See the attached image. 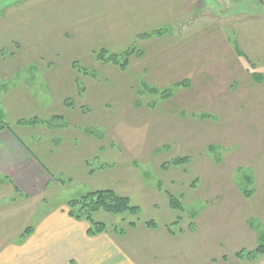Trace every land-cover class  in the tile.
Wrapping results in <instances>:
<instances>
[{
    "label": "rangeland",
    "instance_id": "1",
    "mask_svg": "<svg viewBox=\"0 0 264 264\" xmlns=\"http://www.w3.org/2000/svg\"><path fill=\"white\" fill-rule=\"evenodd\" d=\"M153 30L164 33L141 37ZM167 44L170 48L180 44L198 67L176 78L150 75L144 66L155 63L159 54L154 52H166ZM236 47L244 56L238 55ZM100 50L104 56L130 53L121 68L96 59ZM0 55H6L0 63L9 68L24 58V77L13 76L10 83L19 85L24 79L37 105L53 98L50 105L56 110L61 92L48 91L40 80L43 71L55 73V78L60 68L70 64L76 72L82 71L81 66L95 72L98 80L103 78L104 94L94 98L93 111L99 112L86 119L94 120L98 114L99 122L107 116L99 125L102 128L96 129L110 141L101 155L110 166L107 188L129 196L140 212L132 216L100 211L95 218L109 229L115 225L116 230H124L133 220L140 229H153L149 234L136 230L125 234L138 253L135 260L264 264V256L251 261L245 255L258 243L264 244V204L257 202L264 187V2L0 0ZM32 77L35 80L29 81ZM88 79L78 76L82 86ZM183 80L188 84L176 85ZM11 84L5 85L6 91L13 89ZM167 90L171 95L165 98ZM104 103L108 112L101 113ZM176 157L188 161L169 165ZM98 164L100 159L90 166ZM159 187L179 197L183 211L171 209ZM242 189L248 190L249 197L243 196ZM85 190L79 184L63 186L56 197L45 199L36 209L48 212L62 205L67 210V201ZM16 201L4 196L0 207L12 202L15 208ZM32 210L24 205V222ZM148 220L156 227H146ZM245 224L254 234L243 231ZM166 226L172 233L164 238L160 232ZM240 250L244 251L237 257ZM65 254L59 253L61 261Z\"/></svg>",
    "mask_w": 264,
    "mask_h": 264
},
{
    "label": "crops",
    "instance_id": "2",
    "mask_svg": "<svg viewBox=\"0 0 264 264\" xmlns=\"http://www.w3.org/2000/svg\"><path fill=\"white\" fill-rule=\"evenodd\" d=\"M180 44L179 47L172 46L174 49L167 44L168 49L164 53L154 52L159 54L156 62L148 67L144 66L151 71L150 75L154 72L159 76L176 78L198 67V64L195 66L194 59L189 60ZM154 53L149 54L151 58ZM10 55V58L16 56ZM0 56V61L6 59V55ZM70 67L69 64L66 68H60L61 71H58L55 78V73L48 71L40 74V80L48 91L61 92L60 97L56 98V110L50 105L53 98L47 104L37 105L25 89L24 79L19 85L10 83L13 76L24 77V58L15 60L10 68L0 63V117L10 126V130H0V199L4 196L12 199L16 197L18 205L14 208L11 202L0 207V226L3 228L0 233V264H142L135 260L138 253L134 243L124 236L135 232L134 230L149 234L153 229L143 230L140 229L142 226L135 225L124 229L122 234L109 229L107 232L88 236L87 222L71 218L62 205L48 212L36 209L45 199L56 197L63 186L79 184L82 189H87L85 193L107 189L111 181L107 175L110 166L106 165L108 163L101 156L105 142L108 145L110 141L108 138L104 140L106 137L102 130H96L102 128L99 125L106 122L107 116L104 115L105 120L101 116L99 122L98 114L94 120L86 119L89 114L99 112L93 111L94 98H101L104 94L101 92L105 89L102 86L103 78L102 81L98 80L91 70L81 69L82 71L76 72ZM80 74L89 78L86 86L80 84ZM102 74L103 71L100 75ZM175 78L173 82L177 81ZM32 80L35 78L32 77L29 81ZM6 84L13 86L10 92L6 91ZM106 103L103 104L101 113L108 112L104 108ZM38 112L43 116H37ZM99 159L101 164L97 168L90 166L91 162ZM122 169L125 172L124 167ZM257 202L264 204V187ZM24 205L35 208L29 213L26 222ZM261 214V221L264 223V210ZM245 226L247 229L243 231L247 235L254 234L252 228L247 224ZM27 227H32V231L22 239ZM162 230L160 233L164 238L171 235L166 228ZM14 240L18 242L15 243ZM68 246L70 250H67ZM62 250L67 252L64 255L65 261H61V256L59 257Z\"/></svg>",
    "mask_w": 264,
    "mask_h": 264
},
{
    "label": "trees",
    "instance_id": "3",
    "mask_svg": "<svg viewBox=\"0 0 264 264\" xmlns=\"http://www.w3.org/2000/svg\"><path fill=\"white\" fill-rule=\"evenodd\" d=\"M164 33L162 30H153L149 31L146 33H143L141 37L146 36V37H151L154 35H161ZM238 55L244 56L240 50H238V47L235 48ZM130 52L129 51H123L120 54L118 53H108L107 56H104L105 52L104 50H100L98 54L95 56L96 59H99L102 61V63H110L117 65L121 68L122 66H125L127 57L125 55H128ZM73 67H78L76 66V63L73 62ZM79 69H82L85 71L81 66L78 67ZM252 75H255L254 73ZM259 77L260 75H255ZM261 79V78H260ZM186 85L188 82L186 80L181 81L180 83H176V85ZM151 92H157V89L150 88L149 89ZM159 92V91H158ZM171 95V91L167 90L165 93H163V97L167 98ZM204 115V114H201ZM30 120H35V119H30ZM1 129H8L10 130V126L7 122H5L1 117H0V130ZM188 161V157H176L173 158L172 160L169 161V165L171 166H181L183 163H186ZM249 179V176H247V180ZM160 188V187H159ZM159 190H162L161 188ZM164 195L166 196L169 206L171 209L174 210H182L181 206V200H179L177 196L173 195L172 193L168 192L167 190H162ZM242 194L243 196L249 197V194L247 193V189H242ZM65 207L67 208V214L73 218L74 220L77 221H85L88 223V228L86 230V234L88 236H95L100 233L107 232L109 230V225L107 223L103 222L102 220H98L95 218V214L97 212H105L111 215H124V214H129L132 216H137L140 212V207L138 205H135L131 203V200L128 196L119 194L118 192L107 188V189H98V190H91L87 191L80 196L76 198H71L70 200L67 201L65 204ZM176 220L175 222H177ZM174 223V222H172ZM171 223V224H172ZM136 224V222L129 221L127 223L128 227H132ZM146 227L149 228H154L156 227V223L148 220L144 222ZM166 229L169 231V233H172L169 226H166ZM112 231H117V233H123V229L116 230V226L112 225L111 226ZM32 231V227H27L24 230V235H29L30 232ZM244 250H240L236 253L237 257L241 256ZM246 257L247 259H250L251 261L257 260L259 257L264 256V244L263 243H258L255 248L251 251L246 252Z\"/></svg>",
    "mask_w": 264,
    "mask_h": 264
},
{
    "label": "flooded vegetation",
    "instance_id": "4",
    "mask_svg": "<svg viewBox=\"0 0 264 264\" xmlns=\"http://www.w3.org/2000/svg\"><path fill=\"white\" fill-rule=\"evenodd\" d=\"M259 2H260V3H263V2H264V0H259Z\"/></svg>",
    "mask_w": 264,
    "mask_h": 264
}]
</instances>
